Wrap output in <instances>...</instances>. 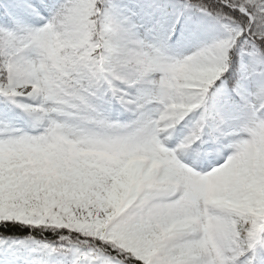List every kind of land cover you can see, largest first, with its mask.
<instances>
[{
  "label": "snow or ice",
  "instance_id": "snow-or-ice-1",
  "mask_svg": "<svg viewBox=\"0 0 264 264\" xmlns=\"http://www.w3.org/2000/svg\"><path fill=\"white\" fill-rule=\"evenodd\" d=\"M0 264H264V0H0Z\"/></svg>",
  "mask_w": 264,
  "mask_h": 264
}]
</instances>
